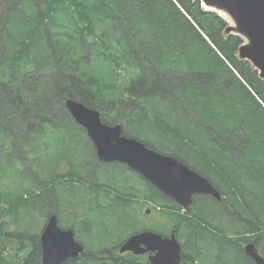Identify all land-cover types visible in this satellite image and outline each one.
Wrapping results in <instances>:
<instances>
[{
    "label": "trees",
    "instance_id": "obj_1",
    "mask_svg": "<svg viewBox=\"0 0 264 264\" xmlns=\"http://www.w3.org/2000/svg\"><path fill=\"white\" fill-rule=\"evenodd\" d=\"M226 27L195 0H0V264H19L18 240L37 248L23 264H41L49 215L84 246L67 264H106V251L148 230L176 232L184 264H255L250 242L264 256V211L254 213L264 200L246 216L250 193L264 198V81ZM68 98L176 156L223 202L196 196L186 211L125 165L100 162ZM145 206L159 228L146 227ZM129 259L149 264L114 263Z\"/></svg>",
    "mask_w": 264,
    "mask_h": 264
},
{
    "label": "water",
    "instance_id": "obj_2",
    "mask_svg": "<svg viewBox=\"0 0 264 264\" xmlns=\"http://www.w3.org/2000/svg\"><path fill=\"white\" fill-rule=\"evenodd\" d=\"M207 12L218 14L227 27V36H238L242 41L238 58L249 62L264 81V0H195ZM65 108L72 119L83 128L92 142L96 156L102 163H118L135 171L161 194L190 210L195 195H207L223 202L221 193L208 178L198 174L177 157L157 152L140 140L123 134L121 124L108 125L99 110L84 103L66 99ZM147 210L146 214H149ZM42 264H64L85 253L72 229H62L56 215L51 216L41 234ZM245 253L255 264H264V257L254 243H248ZM134 255L151 253V264H184L182 248L172 233L164 237L152 231L132 234L120 247V253Z\"/></svg>",
    "mask_w": 264,
    "mask_h": 264
},
{
    "label": "flooded vegetation",
    "instance_id": "obj_3",
    "mask_svg": "<svg viewBox=\"0 0 264 264\" xmlns=\"http://www.w3.org/2000/svg\"><path fill=\"white\" fill-rule=\"evenodd\" d=\"M41 234H42V232L41 233H39V245H40V254H41V262H42V246H41ZM10 236H14L12 233L10 234ZM17 242V247L15 248V255H16V259L18 260V263L19 264H23L26 260H29V257L31 256V254L33 253V251H35V250H37V248H35L33 245H32V243L31 242H28L25 246H23V241H20V240H18V241H16ZM250 243H253V242H250ZM255 244V243H254ZM247 245V244H246ZM245 245V246H246ZM245 246H244V248H245ZM121 247V246H120ZM257 247V246H256ZM8 249V248H7ZM13 251H14V249H13ZM245 251V250H244ZM259 253H261L260 251H259ZM85 254V253H84ZM84 254H81L80 255V257L82 256L83 257V255ZM246 254V253H245ZM117 255H119V256H122V257H125V255H126V258H128L129 257V255H132V256H135V257H140V258H142V260H144V261H149V256L151 255V253H146V254H144V255H139V256H137V255H134L133 253H131V252H126V253H123V254H121L120 253V248H118L116 251H112V252H108V251H106V254L105 255H103V256H101V259L104 261V263H111V264H116V263H114V259H115V257L117 256ZM262 255V254H261ZM263 256V255H262ZM79 257V258H80ZM264 257V256H263ZM79 258H77V260L79 259ZM74 260H76V259H74ZM130 260L131 259H129V260H127V262L125 263V264H133V262H130ZM68 261H70V260H68ZM68 261H66V263H64V264H67V262ZM255 263V262H254ZM42 264V263H41ZM120 264H122V263H120ZM134 264H137V262L136 263H134ZM144 264H146V263H144ZM149 264H151L150 263V261H149Z\"/></svg>",
    "mask_w": 264,
    "mask_h": 264
},
{
    "label": "rangeland",
    "instance_id": "obj_4",
    "mask_svg": "<svg viewBox=\"0 0 264 264\" xmlns=\"http://www.w3.org/2000/svg\"><path fill=\"white\" fill-rule=\"evenodd\" d=\"M90 140V139H89ZM241 146H243V142H240V147L238 146V150H240V148H241ZM235 151H237L236 149H235ZM96 155V154H95ZM239 185H242V184H240L239 183ZM254 187V186H253ZM253 187H252V181H251V185H250V188L249 189H251V190H253ZM240 188L242 189L243 187H241L240 186ZM260 187H258V190H257V195L255 196L254 194H256V193H253V194H251L250 193V196L249 197H247V201H249V204H248V208H247V211H246V216H249L250 215V212H249V210H250V208L252 209V206H251V200H252V198H255V199H259V200H264V198H262L261 197V191H260V189H259ZM243 195L246 197L247 196V192H246V189H244V193H243ZM223 197V196H222ZM223 199H224V197H223ZM143 210H150V207L149 206H145L144 208H143ZM263 211L264 210H261V208L259 207L258 209H256L255 210V217L258 219V215H261L262 213H263ZM147 215H149V219L147 220V223L148 224H146V227H152V228H159V226H161L162 224H163V221H161L159 218H158V216L155 214V213H153L152 211L149 213V214H147ZM51 215H49L48 217H47V220H46V223H47V221H48V218L50 217ZM229 216H231V214H227L226 215V217H227V219H226V221L228 222V218H229ZM58 217V216H57ZM154 219H156V220H154ZM58 220H59V218H58ZM151 220H153L152 222H150ZM150 222V223H149ZM142 225H140L139 226V228L141 227ZM45 227V226H44ZM138 228V229H139ZM240 228V227H239ZM71 229V228H70ZM258 230H259V228H257ZM244 230V228H242V231ZM149 231V230H148ZM42 232V231H41ZM40 232V233H41ZM128 232H130V231H125L123 234H121L122 235V237L123 236H126L127 234H128ZM138 232V231H137ZM153 232V231H152ZM155 233H157V232H155ZM232 232H229V234H228V236L230 237V238H233V235L231 234ZM256 233H258V232H256ZM11 234V233H10ZM159 234V233H158ZM161 235V234H160ZM40 236V235H39ZM163 236V235H162ZM75 237H76V234H75ZM108 242L109 243H114L115 241L114 240H112V239H108ZM80 243V242H79ZM81 244V243H80ZM83 245V244H82ZM181 245V244H180ZM182 248V247H181ZM235 262L234 261H232V264H234Z\"/></svg>",
    "mask_w": 264,
    "mask_h": 264
},
{
    "label": "bare ground",
    "instance_id": "obj_5",
    "mask_svg": "<svg viewBox=\"0 0 264 264\" xmlns=\"http://www.w3.org/2000/svg\"><path fill=\"white\" fill-rule=\"evenodd\" d=\"M74 122H75V121H74ZM75 123H76V122H75ZM76 124H77V123H76ZM78 126H79V125H78ZM123 134H124V133H123ZM125 136H126V135H125ZM127 137H128V136H127ZM135 139H136V138H135ZM137 140H138V139H137ZM93 147H94V146H93ZM94 149H95V148H94ZM95 153H96V151H95ZM162 154H163V153H162ZM165 155H166V154H165ZM173 156H174V155H173ZM96 157H97V156H96ZM175 157H176V156H175ZM177 159H178V158H177ZM178 160H179V159H178ZM179 161H181V160H179ZM196 172H197V171H196ZM197 173L200 174L199 172H197ZM200 175H202V174H200ZM202 176H203V175H202ZM203 177H205V176H203ZM205 178H206V177H205ZM208 180H209V179H208ZM209 181H210V180H209ZM148 183H149V182H148ZM211 184H212V183H211ZM213 186H214V184H213ZM240 186H241V185L238 186L240 190H237V189H236V190H237L236 192H238L239 194H243L245 188H242V189H241ZM214 187H215V188L221 193V195L223 196L222 192H221L216 186H214ZM196 196H207V195H195V196L193 197V199H194ZM209 197H211V196H209ZM211 198H213V197H211ZM213 199H214V198H213ZM214 200H215V199H214ZM218 203H219V202H218ZM194 204H195V200H194ZM194 204H193V206H194ZM178 205H179V204H178ZM179 206H180V205H179ZM193 206H192V208H193ZM192 208H191V209H192ZM183 209H184V208H183ZM191 209H190V210H191ZM184 210H186V209H184ZM186 211H187V210H186ZM51 216H53V215H51ZM51 216H50V217H51ZM56 216H57V215H56ZM50 217H49V218H50ZM49 218H48V219H49ZM45 225H46V224H45ZM60 227H61V226H60ZM44 228H45V227H44ZM44 228H43V230H44ZM62 229H63V228H62ZM43 230H42V231H43ZM72 230H73V229H72ZM73 231H74V230H73ZM173 233H174V232H173ZM175 233H176V232H175ZM77 242H78V241H77Z\"/></svg>",
    "mask_w": 264,
    "mask_h": 264
}]
</instances>
